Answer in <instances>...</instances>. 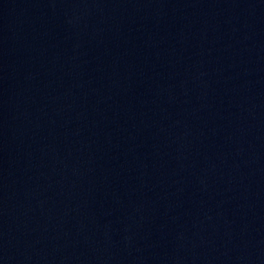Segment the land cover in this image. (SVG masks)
Masks as SVG:
<instances>
[{
	"label": "water",
	"instance_id": "95a60500",
	"mask_svg": "<svg viewBox=\"0 0 264 264\" xmlns=\"http://www.w3.org/2000/svg\"><path fill=\"white\" fill-rule=\"evenodd\" d=\"M0 264H264V0H0Z\"/></svg>",
	"mask_w": 264,
	"mask_h": 264
}]
</instances>
